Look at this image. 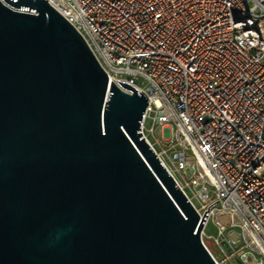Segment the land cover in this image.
<instances>
[{"label":"water","instance_id":"water-1","mask_svg":"<svg viewBox=\"0 0 264 264\" xmlns=\"http://www.w3.org/2000/svg\"><path fill=\"white\" fill-rule=\"evenodd\" d=\"M0 2V264H217L111 81L47 0Z\"/></svg>","mask_w":264,"mask_h":264},{"label":"built area","instance_id":"built-area-1","mask_svg":"<svg viewBox=\"0 0 264 264\" xmlns=\"http://www.w3.org/2000/svg\"><path fill=\"white\" fill-rule=\"evenodd\" d=\"M47 1L109 85L147 96L142 133L200 222L218 201L201 231L217 264H264V0ZM212 219L217 236L206 233Z\"/></svg>","mask_w":264,"mask_h":264},{"label":"rangeland","instance_id":"rangeland-1","mask_svg":"<svg viewBox=\"0 0 264 264\" xmlns=\"http://www.w3.org/2000/svg\"><path fill=\"white\" fill-rule=\"evenodd\" d=\"M151 127H152V122H151V120L149 119V120H147V123H146L147 133H148V136H149L150 140H151V141H154L153 136L148 132V130H149ZM155 136H156V138L162 140V138H163V136H164V130H163V128H161L160 126H157V127L155 128ZM157 148H159V147L157 146ZM206 233H207L208 235H212V236H217V235H218V233H219V229H218L217 226L215 225L213 219L208 223V225H207V227H206ZM208 246L210 247V249H212V253L217 257V251L213 248V246H212V245H208Z\"/></svg>","mask_w":264,"mask_h":264}]
</instances>
